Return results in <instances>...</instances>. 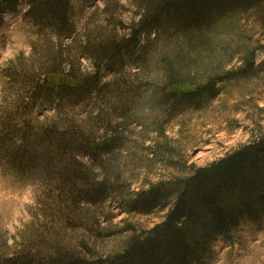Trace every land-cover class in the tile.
<instances>
[{"label": "rangeland", "instance_id": "374dc122", "mask_svg": "<svg viewBox=\"0 0 264 264\" xmlns=\"http://www.w3.org/2000/svg\"><path fill=\"white\" fill-rule=\"evenodd\" d=\"M72 5L74 27L62 41L71 53L68 59L72 72L80 69L91 75L98 69L93 56L84 49L88 41L99 34L116 39L130 36L141 10L135 0H72ZM28 10V0H17L12 10H5L1 17L0 109L8 80L4 70L11 68L19 55L31 56L33 46L45 43L51 34L30 18ZM141 45L146 46L142 55L139 50L137 61L121 72L111 67L100 72L103 83L122 76L137 90L134 101L126 106L127 112L120 105L122 110L116 114L125 113L113 124L118 128L116 136L122 140L113 152L102 157L104 166L83 160L97 168L100 180L107 178L114 184V193L92 207L99 220L100 235L73 227L69 222L75 219L65 220L63 213L57 214L59 206L52 183L11 170L0 156V243L7 237L14 247L34 225L42 229L55 215L49 224L54 240L56 236L62 244L79 249L86 244L91 251L85 249V257L100 262L123 251L135 235L162 222L174 204L173 200L144 214L128 211L126 200L159 182L189 177L195 170L219 163L264 138L261 9L230 12L216 24L188 34L152 36L150 41L143 36ZM250 62L253 71L240 73L251 66ZM212 83L218 93L201 108L181 106L175 110L165 97L173 84L185 90ZM54 109L57 108H37L32 123L55 118ZM101 109L108 112L103 98L95 94L89 104L73 109L72 117L77 122L84 121L92 110L97 113ZM90 126L95 130L98 127L94 122ZM100 132L99 136L105 130ZM232 234V240L221 238L214 242L205 264H264V217L239 219Z\"/></svg>", "mask_w": 264, "mask_h": 264}, {"label": "trees", "instance_id": "16d2710c", "mask_svg": "<svg viewBox=\"0 0 264 264\" xmlns=\"http://www.w3.org/2000/svg\"><path fill=\"white\" fill-rule=\"evenodd\" d=\"M16 1L0 0V22L3 12L12 10ZM135 1L141 16L130 36L116 39L99 34L84 47L98 69L89 75L80 69L72 72L71 53L62 41L74 27L72 0H28L27 14L51 33L49 40L33 46L31 56L19 55L3 73L8 80L0 109V156L11 170L52 183L57 214L63 213L65 220L75 219L69 222L73 227L98 235L99 220L92 207L114 193V184L107 178L100 180L97 168L83 160L104 166L102 157L122 140L116 136L114 121L125 116L137 91L122 76L103 83L101 70L111 67L121 72L137 61L138 51L142 55L146 47L141 45L143 36L150 41L152 36L188 34L216 24L230 12H264V0ZM250 64L240 73L252 72ZM217 93L215 83L185 90L173 84L165 97L180 110L181 106L201 108ZM95 94L103 98L108 112L92 110L84 121L74 120L73 109L89 104ZM120 105L125 106V113L116 115L122 110ZM45 106L57 108L55 118L34 125L33 114ZM91 122L97 123L96 130ZM103 129L105 133L99 136ZM110 132L115 135L109 136ZM173 200L162 222L135 235L123 251L100 262L85 257L84 250L91 251L86 244L79 249L62 244L56 236L54 240L49 226L53 215L42 229L34 225L14 247L6 237L0 243V264H205L216 240L233 239L239 219L264 217V138L189 177L159 182L138 192L125 205L130 212L147 214Z\"/></svg>", "mask_w": 264, "mask_h": 264}]
</instances>
